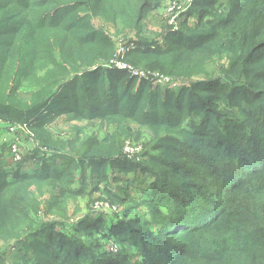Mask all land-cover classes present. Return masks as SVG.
Returning <instances> with one entry per match:
<instances>
[{
	"label": "trees",
	"instance_id": "1",
	"mask_svg": "<svg viewBox=\"0 0 264 264\" xmlns=\"http://www.w3.org/2000/svg\"><path fill=\"white\" fill-rule=\"evenodd\" d=\"M159 1L0 0V122L26 124L36 144L49 149L45 122L36 115L56 98L58 106L73 105L75 118L118 128L101 141H85L78 158L52 155L43 171H16L0 185L12 188L0 203L37 211L45 184H59L61 195L100 192L121 201L109 185L99 188L110 184V167L136 173L139 184L154 180L132 197L138 203L130 211L139 205L147 211L113 229L137 255L114 254L107 241L91 247L64 236L43 252L54 264H264V0H229L228 11L218 0H196L190 12L196 18L169 33L166 48L124 54L137 69L154 66L176 78L177 87L105 66L118 45L98 20L138 35L151 3ZM210 63L220 75L196 77ZM23 88L30 89L27 96ZM128 121L154 133L141 140L139 161L123 153L124 139L132 138ZM78 170H90L92 191L85 174L74 191ZM98 223L81 220L78 230Z\"/></svg>",
	"mask_w": 264,
	"mask_h": 264
},
{
	"label": "rangeland",
	"instance_id": "2",
	"mask_svg": "<svg viewBox=\"0 0 264 264\" xmlns=\"http://www.w3.org/2000/svg\"><path fill=\"white\" fill-rule=\"evenodd\" d=\"M195 1L196 0H160L157 4L154 2L151 3L150 8L145 14L141 32L138 35H136V33L134 34L132 32L133 30L122 26L116 28L113 24L104 22L101 19H99L97 23H100L106 35H109L111 40L118 45L117 54L120 51L128 53L130 50L136 48H166L168 45V34L182 30V24L187 18H196L190 14L192 11V4ZM218 1L221 3L220 6L222 10H229V0ZM173 8L175 9L173 10ZM189 25L195 30V23L191 22ZM118 29L120 32H118ZM165 61L168 62L172 60L166 58ZM141 67L142 70L166 75L162 70L154 66L143 65ZM216 69L215 63H210L208 66L206 65V74L202 73L196 75V77H218L220 72ZM172 76L176 75L174 74ZM183 80H186V78H183ZM29 92L30 89L28 88H23L21 90L22 96H27ZM58 92L59 91H57V93ZM57 93H55V95ZM71 107H73V105L70 104L58 106L55 98L36 115V120L45 122L44 127L51 144L49 149L42 147L40 144H36V141L28 137L20 127L17 128L18 130H16V132H10L7 129V132H0V161L7 164V166L11 163L15 164L11 171L0 175V185L4 182H12L15 179L14 175L16 171H19L21 176L27 174L33 175L37 169L44 167V164L51 159L52 155H58V157H60L64 154L73 157V159L78 158L77 150L82 148L85 141L88 139H97L101 141L118 130L115 125H107L101 119H91L87 115H77L75 118V113L72 112L69 114V111L72 109ZM77 113L81 114V111ZM10 124L13 126L24 125L1 121L0 129H2V127L7 128V125ZM127 125L132 134L131 140H143L145 143L147 137L152 134L154 135L149 128L142 127L134 121H128ZM130 139L129 137L124 139V143ZM18 141L22 142L23 146L24 144L26 145V151L29 153L27 159L23 158V160H16V158L12 156L11 147ZM35 149L42 151L47 158H42L45 160L36 159L34 157ZM26 155H24V157H26ZM63 162L64 161L57 160L56 167L59 171H63ZM42 168H40V171H43ZM121 170L123 172L113 170L111 167L110 169L108 168L107 171L112 174L110 184L106 183L99 186L101 190H104L105 187L109 185V190L113 193L114 197L121 201H111L110 197L100 192H93L91 195H61V186L59 184H55V186L45 184L44 195H38L40 207L37 211L32 210L29 206L10 208L0 203L1 263L54 264L55 262L52 260H47L43 252L50 249L52 243L61 237L65 236L71 238L74 235H76L80 241H83L86 246L92 247L93 245H100V247L103 248V246H106L104 242L107 241L109 244L108 248H113L116 254L125 253L127 255H137L134 246L125 241L118 240L113 235V229L120 226L122 222L132 221L147 211L145 207L140 205L136 210L130 211L132 207H137L135 205L138 203L136 200H132V197L139 196L143 188L147 187L148 182L151 183L154 180L148 179L145 181V184H139L137 182L139 176L136 173H126V169L124 168H121ZM84 174L86 180L90 184V186L87 187V192L92 191V187H94L95 183L90 170L86 173H82L80 170L76 171L77 181L75 185L77 188H75L74 191H79L82 187L81 182ZM3 175L4 177L2 178ZM11 190L12 188L2 187L0 196H10ZM16 193L19 194L18 191ZM1 201H3V199H1ZM105 203L114 205L111 207L116 208L117 212L105 211L101 208V205ZM88 218H92L94 222L99 220L95 230L92 229L93 226H88L91 228H81V230H78V227L80 229L78 223ZM52 224L56 225L55 228Z\"/></svg>",
	"mask_w": 264,
	"mask_h": 264
},
{
	"label": "built area",
	"instance_id": "3",
	"mask_svg": "<svg viewBox=\"0 0 264 264\" xmlns=\"http://www.w3.org/2000/svg\"><path fill=\"white\" fill-rule=\"evenodd\" d=\"M174 9L175 8H173V10ZM124 54H125V51H120L118 53V55L116 56V58L113 61L106 64L105 66L107 68H110V69L125 71L131 77L143 78V79H145L151 83H154L155 85H159L162 87H177L178 86L179 82L174 77L163 75L161 73L137 69L133 65L124 62L123 61ZM7 126H8L7 130H9L10 132H16V130H18L17 128L20 127V129L22 131H24L28 137H30L32 140H34L33 136L31 135V133L29 131V128L26 124L21 125V126H16V125L13 126L12 124H10ZM143 149H144V146H143L142 141L135 142V141L130 139V140H127L125 142L123 153L127 159L139 161L140 155H141ZM26 152L27 151L24 148L22 142L18 141L14 145H12V147H11V154H12V156H14L16 158V160H18V159L23 160V158H25L24 155H26ZM26 157H27V155H26ZM111 206H112L111 204L105 203V204L101 205V208H103L105 211L117 212L116 208L111 207ZM110 251L112 253L116 254L115 253L116 251L113 248H111Z\"/></svg>",
	"mask_w": 264,
	"mask_h": 264
},
{
	"label": "crops",
	"instance_id": "4",
	"mask_svg": "<svg viewBox=\"0 0 264 264\" xmlns=\"http://www.w3.org/2000/svg\"><path fill=\"white\" fill-rule=\"evenodd\" d=\"M7 128L6 127H2V129H0V132H7V130H6ZM6 135V134H5ZM7 135H8V133H7ZM27 144H29V143H27ZM24 148L25 149H27L26 148V145L24 144ZM28 152V151H27ZM14 166H15V164H13V163H11V164H9L8 166H7V164H4V163H2L1 161H0V175L2 174V173H6V172H9V171H11L12 170V168H14ZM11 168V169H10Z\"/></svg>",
	"mask_w": 264,
	"mask_h": 264
},
{
	"label": "bare ground",
	"instance_id": "5",
	"mask_svg": "<svg viewBox=\"0 0 264 264\" xmlns=\"http://www.w3.org/2000/svg\"><path fill=\"white\" fill-rule=\"evenodd\" d=\"M143 79V78H142Z\"/></svg>",
	"mask_w": 264,
	"mask_h": 264
}]
</instances>
